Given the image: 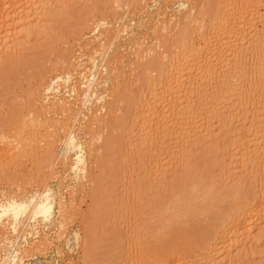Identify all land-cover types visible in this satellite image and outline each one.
<instances>
[{"label": "rangeland", "instance_id": "rangeland-1", "mask_svg": "<svg viewBox=\"0 0 264 264\" xmlns=\"http://www.w3.org/2000/svg\"><path fill=\"white\" fill-rule=\"evenodd\" d=\"M111 1L112 0H73L68 2L70 8H67L70 10H66V12H64L60 6L63 4L59 3L56 4V6H54V4V8L52 9V12H54H51V16L48 17L49 19H46V21H48L45 27L52 22L50 27H47L48 30L44 31H47L46 33L48 34H44L45 37L42 34H36V40L35 37L29 39L28 45L25 44V51L27 49L26 53L21 50V53L15 55L18 58L12 59L14 61L16 60L15 62L9 60L7 63L5 62L6 64L3 63L2 65L0 63V135L2 138L5 136L4 138L6 139L7 136L8 138L12 136V138H9L10 141L8 139V141H3L0 136V202L3 204L8 201L9 198L10 200L11 198H15L16 200H29L35 198L38 194V196L43 195L42 192H45L47 189L50 191L52 190L50 192L51 198L54 196L56 200H51L55 206L58 205L57 207L54 206L51 214L52 220L50 218L46 220L48 223L46 221L44 223V218L41 219V217L37 218L38 220L36 219L35 222L31 219L29 221L30 215L26 216V218H21V223L19 222L21 230L26 222L22 236L19 235L21 233L20 229L18 230L19 234L13 233L12 230L10 231V224L13 222L10 221L12 220L11 217V219L5 217L4 219L6 221L3 219V223H0L1 226L4 224L6 225L7 222H9L8 224L10 226L7 224L8 229L5 230V234L2 229H0V264H2L3 259L5 260L6 258H8L6 259V264H16L14 261H16L17 264H127L131 262V259L137 260L141 254L145 256L154 250L155 239L152 234L153 229L156 227V219L163 211L171 206V201L174 197L187 193L194 185H200L203 188L213 186L217 193L222 194L221 192H225V195L238 190L237 192L241 193L239 195L240 197H251L254 194L264 196V160L262 163L255 165L256 170H254L253 173L247 169L254 165H250L251 161L245 164L246 162L241 157L244 151L247 149L253 151L255 147L259 145L258 143L260 142L257 139L260 138V135L258 136V134L264 131V110L262 111L264 108V87H262V85L264 86V75L262 74V67H264V0H138V2H140L138 5L133 4V2L136 3L137 0L133 2L131 0L130 2L135 6L132 5V7H129L128 3H125L127 4V6H124L125 8L117 6L118 9ZM8 6L6 5L5 8H8ZM254 6L258 7L255 8ZM240 11H245L246 15L244 17L250 22V24L249 22L247 23L250 26L247 25L248 27L246 28L248 29L245 28L246 30L242 31L227 29L229 31V33L227 32L228 36L222 39H228L225 41L227 44L230 37L231 40H233L234 36H237L238 38L235 39H239L241 50L248 52V54H246L247 56L242 53L240 57L243 58L244 56L245 60H247L244 61V58L240 59L239 57L243 63L239 62L240 60L238 59V62L235 60L237 62L235 65L233 64L235 61L231 62L234 68L230 72L232 75H230L231 78L229 74L227 75V78H229L228 80H230L228 81L229 84L225 85L227 82H225V84L223 82L224 85L221 84L222 81H220V76L219 81H215L216 79L213 78L212 81L214 82L204 83L202 88L203 95L201 94L202 97L199 96V98L201 97V99L205 101H199V99L192 94L193 103L200 102L199 104L204 106V108L207 104L205 102H208L207 106L209 104H215V102L211 101H216V105L219 106L222 101H219L221 99V94L224 98L226 97V102L223 101L221 107H217L218 112L221 109L220 113L216 111V114H213V116L211 114L207 118L204 110L195 112L197 114L194 115L196 118L192 121L195 122L192 123V126L194 125L193 127H196V129L198 128V131L195 130L196 132H201L198 138L199 142L195 140L196 142L194 141V143H192V139L188 140V143L179 142V140H181V134L177 129L180 126L176 124L177 127L175 128V124L172 123L175 119L172 120L173 118H170V113L174 110V107L172 110L171 108L168 109L169 106H167L166 103L168 96L166 97L163 95L159 96L157 100L154 99V96H158L159 93H161L162 85H164L167 80L170 81V79H172L170 77L173 76V74L169 75V73L172 72L164 71V65L170 61H181L182 65H184L182 69L186 71L185 67L194 63L196 66L193 65L194 70L191 71L194 73L196 67H198L197 72L199 73L204 66V63L200 64L202 59L199 60V54L196 55L198 52L195 53V51H197L196 45L200 44L204 39L202 37L201 41L199 38L202 34H199V32H201L200 28L202 25H208V29L211 24L212 26L214 25L215 28L217 26V30L212 28V31L214 30L213 33L216 34V41L220 38L218 34L222 31L221 28H225L221 22L223 18L220 17L226 13L229 15V18L231 17V20L234 19L235 21ZM62 13L64 14L61 15ZM56 18H59V22L55 20ZM96 18L105 19L107 25L101 27L98 30L99 32H91L92 29H88L91 28L88 26H92V24H90L92 23L91 20ZM215 21H218L217 23L220 26L217 25ZM0 26H2V23ZM114 28L116 30L121 29V31H123L124 28L123 32L125 33L120 32L123 34H120L115 41L110 43L108 40L109 38L111 39L113 33H115L116 30H114ZM205 29L208 31L206 27ZM3 30V28L2 30L0 29V43L1 40L5 38V31ZM209 31L211 32V29ZM214 34H212L213 36L210 35L212 37L210 38L212 42L214 41ZM101 35L105 36L103 37ZM184 38L186 39L183 43ZM223 41L224 40L219 43L220 46L222 45V49H219L220 46L218 45V48H216L217 50L215 49V53L214 51H207V57H210L208 60L216 59V64H218L224 61V59H222L223 53L225 58L231 55V52H227L228 48L225 49V47H223L225 45L221 43ZM88 44L90 46L86 47ZM101 44L106 48H104L103 45L101 47ZM188 44L191 45L189 46ZM181 45H183V47ZM137 47L141 48L138 49V52L136 51ZM177 47L179 49H177ZM140 50H142L141 53H139ZM191 50H194V52ZM189 54L192 56H188ZM214 54L216 57L213 56ZM177 55L178 58H176ZM183 55H186V57ZM179 58L182 59L176 60ZM196 58H198L199 64H197L198 62L196 63ZM218 58H221L222 61ZM116 60H119V63ZM238 63L241 65L238 66ZM62 69L63 71L58 73ZM187 72L188 71L184 74ZM197 72L194 74L192 73L191 76L196 75L195 77H197ZM93 73L97 76L96 85H92L94 88L90 85V87L86 86L88 84L87 80H89ZM82 75H84V77ZM240 75H242V77ZM237 77H241L239 81ZM50 78L53 81H51ZM61 78H63V80ZM46 81L48 83H46ZM42 84H49L53 86V89L56 88L57 90L54 89L56 90L55 92L52 90L53 92L46 93V91L41 90ZM157 85L158 87H153ZM249 88H251V90H249ZM253 88H255V92L254 90L252 92ZM36 89H39V93ZM85 89L88 92L90 91L88 95L91 98L87 97L84 99L82 95L87 92ZM40 91L42 93H40ZM32 92L34 96H30L33 95ZM56 93H58V95ZM182 93L183 95L175 96L183 100V98L189 94V92L184 91ZM209 94H211V97ZM177 97H175V100L173 99L174 102L178 100ZM59 98L60 104L58 102ZM218 98L220 99L218 100ZM33 99L36 100L34 101ZM207 99L209 100L207 101ZM144 100H150L152 106L157 104L158 107L156 106L157 108L155 109L156 114H148L143 103L145 102ZM68 101L70 102L68 103ZM88 101L91 103H88ZM62 104L67 106H63ZM224 104L227 105V109L224 108ZM42 106L44 109L42 108L41 110L40 107ZM102 106L103 109H100ZM164 106L167 107V109L164 108ZM222 106L224 108V114L226 115L223 114ZM64 107H68V110L71 109L69 110L70 112H66L67 110ZM31 108L33 111H31ZM50 108L52 110H50ZM156 110L159 113L156 112ZM162 110L163 112L166 111L168 113H166L167 115H170V119L167 118L166 120H168L169 125L173 124L172 129L163 134L161 136L162 138H158L160 142L156 140L154 143L145 144L146 146H142V149L139 148V146H141L140 144H142L140 142L146 139V133H143L142 136L138 135L137 131L138 128H140L139 123L141 122V125L144 123L142 126H146L147 122L144 119H156L161 114ZM78 111L80 114L77 113ZM143 112L146 113V115ZM22 114L25 116L28 115L25 117ZM135 115L139 116L136 118ZM21 116H24L22 117L25 119H22L24 122L21 121ZM228 116L231 119L234 118V123L229 121L230 119ZM173 117L176 118V116ZM140 118L143 119L141 120ZM32 119H36V122L39 123L35 124L36 122H34L33 126ZM159 120L156 119L154 122ZM89 121H92L93 124ZM136 121H139L138 125H136ZM169 121H171V123ZM225 123H227V125L230 124V126L226 125L229 128H225ZM134 125L136 127H134ZM202 125H204V128ZM206 127L209 130H206ZM17 130V137L21 135L18 137L19 139L15 136ZM175 130L177 134L174 135V133H176ZM136 132L138 137L135 135ZM132 133L134 135H132ZM209 134H211V137H209ZM10 143L14 144L11 145ZM18 143L21 144L22 147L17 146L16 144ZM72 143L75 145V148ZM155 143L156 145H154ZM181 143L182 145L186 143L188 146L190 145V147L195 146L193 147L195 151L189 154L191 155V157H189L190 159L188 158L189 161L181 148ZM239 143L242 144L239 145ZM80 145L82 147H80ZM130 145L133 149L131 148V150H128V146ZM135 145L137 146L135 147ZM16 146L20 148V150H18ZM143 147L145 148L143 149ZM67 148L69 149L67 150ZM80 149H83L88 157V176H90L88 179L82 177L84 176L82 174L78 175V173L75 174L74 171L71 172L72 169L69 166L72 162H75L81 157L82 153ZM65 150H67V152ZM15 151H17L19 155H16L17 152ZM72 154H75V156ZM42 155L44 156L42 157ZM66 156L69 157H67V161L65 160ZM71 156L72 161L69 162ZM235 156H238L239 159ZM185 157L186 160L183 159ZM62 158H64V160ZM235 158H237V162ZM232 160L234 163L236 162V164H233ZM65 161L68 162L66 166H64L66 164ZM150 161L154 164L152 165ZM161 162L163 165L165 164L164 167L167 165L169 167V165H171L170 167L174 168H172V170L166 167L168 172L166 178L164 181L161 180L162 182L159 186L155 187L158 189L157 193L153 191L155 188H153V192H151L152 187L149 184V179L150 176L153 175L152 173H154L155 168L158 170L157 168L163 166H160ZM176 163L178 166L180 165L179 168H177L178 166ZM243 164L246 166L244 167ZM181 166H183V168H181ZM184 166H186V170ZM236 175L242 178V186L239 185V183L234 186L231 184L233 182H230V185H232L234 189L232 186V189H229V181H233L230 180L231 177L232 179L238 178ZM51 178L53 179L51 180ZM43 181L46 183L44 187H42V185H44L42 183ZM226 183L228 184V189L225 186ZM84 185L85 187H83ZM152 186L154 187V185ZM229 200L226 202L232 205V199ZM61 204L64 205L61 206ZM225 205L227 204L224 203V206ZM60 206L63 207V209L64 206H66L65 209L70 211L69 213H65L66 215L63 213V216H66L68 220L66 217L63 219V216L59 215ZM69 214L71 216H69ZM261 215H263V213ZM257 217L252 218L255 219L254 221L250 219L252 222L248 219V229L251 230L250 226H252L255 221L257 222L259 220L260 217ZM62 219L65 221H62ZM261 219L263 221L261 220L258 222L260 227L259 230L264 228V217ZM63 222L66 225H64ZM33 223H35V226L37 225L34 228ZM62 225L66 227L65 230L62 229ZM229 229H233V232L227 230V232L225 231L224 233L226 234L225 236L224 234L221 235L222 237L220 236V242L224 241L221 245L219 238L216 241L217 243L214 242V247H212L213 245H206L204 246L205 251L203 253L201 251L200 254H195L196 252L194 251L199 250V245L196 244L191 249L194 253L190 254V257H186L187 260L181 259L180 261H176L175 259L171 264H211V261L209 262L207 260V258L210 257L207 254L209 252H214L215 254V252L218 251L217 248H222V245L227 241L228 242L223 248H220L221 254L217 252L219 264H264V235L261 237V232L256 231L258 230L256 228L255 231L254 229L251 231L247 229L245 232L246 237L244 236V238L239 241L238 246H234L235 235V239H237V227H231ZM62 230L65 232H62ZM232 234H235L234 237ZM228 235L230 238H228ZM80 236L82 237L80 238ZM255 236L258 242L256 244H252L253 242L250 243L252 240L251 237ZM40 241H45L47 244L45 242L46 245L43 243L41 244ZM39 244L38 250L37 245ZM215 246H218L216 247L217 251L214 249ZM32 248L35 250H32ZM18 249L19 251L21 249L22 253L20 252L17 261L14 257ZM29 250L30 253L27 255L26 251ZM60 254H63V256ZM25 255L29 258L27 256L24 257ZM8 260H12V262Z\"/></svg>", "mask_w": 264, "mask_h": 264}, {"label": "bare ground", "instance_id": "bare-ground-1", "mask_svg": "<svg viewBox=\"0 0 264 264\" xmlns=\"http://www.w3.org/2000/svg\"><path fill=\"white\" fill-rule=\"evenodd\" d=\"M71 1H73V0H0V22L2 23V26H0V29L2 30V28L4 29L3 31H5V33H4V40H1V43H0V63L3 65V63H7V61H14V60H12V59H14V58H18L17 56H15V55H18V53H21L22 51L21 50H23V52H25L26 53V51H27V49H26V51H25V44H27L28 42H29V39H31V38H33V37H35V40H36V34H42L43 36H44V34H48V33H46V32H44L45 30H48L47 29V27H50V25L52 24V22L50 23V25H48V26H46L45 27V25H46V22L48 21H46V19L48 18V17H50L51 16V12H52V9L54 8L53 7V5L54 6H56V4H63V5H60L61 7H62V9H63V11L64 12H66V10H70L69 8V5L70 4H68V2H71ZM131 0H112L111 2L112 3H114V6L115 7H119V6H122L121 8H125L124 6H127V4H125V3H128V5H129V7H132V5L133 4H137L138 5V3L140 4V2H138V0L136 1V3L135 2H133L134 0H132V2H133V4L130 2ZM8 2V3H7ZM143 2V1H142ZM141 2V3H142ZM123 3H124V5H123ZM170 3V2H169ZM183 3V2H182ZM8 4H9V6H8ZM21 4V5H20ZM6 5L8 6V8H5L6 7ZM20 7H19V6ZM113 5V4H112ZM131 5V6H130ZM183 5V4H182ZM59 6V5H58ZM133 6H135V5H133ZM181 6V5H180ZM184 6V5H183ZM60 7V8H61ZM67 7H69V8H67ZM114 7V8H115ZM118 7H117V9H118ZM255 8H257L256 6H254ZM5 8V9H4ZM127 8V7H126ZM134 8V7H133ZM61 9V10H62ZM129 9V8H128ZM56 10V9H55ZM133 10V9H132ZM56 11H58V10H56ZM126 11H127V9H126ZM54 12V11H53ZM52 12V13H53ZM60 12H62V11H60ZM239 14H238V17H237V20H235L234 21V19L233 20H231L230 18H229V15L228 14H224L222 17H220V18H223L222 20L221 19H219V20H221V22L223 23V27H225V28H221V30L223 31H220L219 32V30H220V28H219V30H218V32H219V34H218V32H217V34L219 35V37L220 38H218L216 41H215V39H216V34H214L213 33V31L216 29L217 30V26H216V28H215V26L213 25L212 26V24H211V26H210V28L208 29V27L207 26H204V25H202V27L201 26H198V27H201L200 28V30H201V32H199V34L200 33H202L201 34V37H199L200 39L203 37L204 39H203V41H202V39H201V43L200 44H198V45H196L197 46V48H196V50L197 51H195V53L196 52H198V53H196V55H198L199 54V57L198 58H200L199 60H201L202 59V61H201V63L200 62H198V58H196L195 59V61H196V63L197 64H203L204 63V66L202 67V69H201V71L198 73L197 72V69H198V67H196V70H195V72L194 73H196L197 72V77H195V76H191V74L193 73L192 71L194 70V66L193 65H195L194 63H191V65H188L187 67H185L186 68V71H188L186 74H184L186 71H185V69H182V67L184 66V65H182V63H181V61H175V62H169V63H166L164 66V71L166 70V71H170V72H172V73H169V75L170 74H173V76L172 77H170V78H172V79H170V81L169 80H167L165 83H164V85H162V88H161V93H159V95L158 94H156V95H158V96H154V99H156L157 100V98L159 97V96H168V99L166 98V97H164V98H166L167 99V106H169L168 107V109L169 108H171V110L173 109V107H174V110H172L171 111V116L170 115H167L168 113L165 111V112H163V110H162V112H161V114L156 118L157 120H159V121H155L154 122V120H156V119H153V120H148V118L147 119H144V120H146V122H147V124H146V126L144 127V126H142L141 125V122L139 123V127L140 128H138V135H143V133H146L145 135H146V139L143 141V142H140V143H142V144H140L141 146H139V148H141L142 149V146H144L145 144H148V143H154L156 140L157 141H159L160 142V139H158L159 137H161L163 134H165L166 132H168V131H170L171 129H172V125L173 124H170L169 125V123H168V120H166L167 118H169V116H170V118L172 119V120H174V122H172V123H174L175 124V128L177 127L176 126V124L178 125V126H180V127H178V129H177V131H180V136H181V140H179V142H186V143H188V140H191L192 139V143H194V141L195 140H198V142H199V134L201 135V132L199 133V132H196L195 130H197L196 129V127H193L192 126V123H195V122H192V121H194L195 120V114H197V113H195L196 111H203L204 110V112H206V118L207 117H209V115H211L212 114V116H213V114H216V111H217V113H220V110H219V112H218V108L217 107H221V103H223V101L224 102H226L225 101V99H226V97L224 98V96L221 94V99L220 98H218V100L219 101H221L220 102V105L219 106H217L216 105V101H211V102H215V104H209L208 106H210V107H208L207 106V104H208V102H205V103H207L206 104V106H205V108H204V106H202L201 104H199L200 102H195V103H193V98H192V94L193 95H195L198 99H199V101H202L203 99H201V94L203 95V91H202V88H203V86H204V83L205 84H207L206 82H214V81H212L213 80V78L214 79H216L215 81H219V76H220V81H222V83L221 84H223V82H224V84H225V82H227L225 85H227V84H229V82L228 81H230V80H228L229 78H227V75L229 74V76L231 75L230 74V72H231V70H233V66H232V63L231 62H233V61H235V60H240V59H243L244 58V61H246L245 60V57L243 56V55H246V54H248V52H246V51H243V50H241V47H240V44H239V39H235V38H238L237 36H234V38H233V40H231V37H230V42L228 41V43L226 44L225 43V41H227V40H225V39H222L223 37L225 38L226 36H228V34H227V32L229 33V31L228 30H240V31H242V30H246V29H248V28H246V27H248L247 25H249L250 24V22L249 21H247V19H245V11H240V12H238ZM247 13V12H246ZM50 14V15H49ZM55 14L57 15V13L55 12ZM54 14V15H55ZM64 13H62L61 15H63ZM49 15V16H48ZM59 15H60V13H59ZM108 15V14H107ZM225 15H228V16H225ZM240 15V16H239ZM130 16V15H129ZM162 16H163V14H162ZM225 16V17H224ZM106 17V16H105ZM109 18V17H108ZM219 18V17H218ZM49 19V18H48ZM241 21H239V20ZM53 20V19H52ZM55 20H59V18L57 19H55ZM54 20V21H55ZM108 20V19H107ZM144 20V19H143ZM216 20V19H215ZM218 20V19H217ZM149 21V20H148ZM214 21V20H213ZM59 22V21H58ZM91 22L92 23H90V24H92V26H88V27H91V28H88V29H92V31L91 32H95V31H98L101 27H103V26H105V25H107V21L105 20V19H100V18H96V19H94V20H91ZM185 22V21H184ZM216 22V21H215ZM218 22V21H217ZM216 22V23H217ZM220 22V21H219ZM249 22V24H247ZM1 23H0V25H1ZM124 23V22H123ZM200 23V22H199ZM198 23V24H199ZM201 23H204V22H201ZM215 23V24H216ZM222 23H220V24H222ZM58 24V23H57ZM60 24V23H59ZM217 25H219L218 23H217ZM56 26V25H55ZM156 26H158V25H156ZM220 26V25H219ZM250 26V25H249ZM110 27H111V25H110ZM125 27V26H124ZM161 27H162V25H161ZM205 27L208 29V31H206V29H205ZM149 28V27H148ZM155 28V27H154ZM212 28L214 29L213 31H212ZM246 28V29H245ZM53 29V28H52ZM87 29V30H88ZM105 29V28H104ZM104 29H102V30H104ZM118 29V28H117ZM162 29V28H161ZM211 29V32L209 31ZM225 31H224V30ZM228 29V30H227ZM49 30H50V28H49ZM57 30V29H56ZM55 30V31H56ZM114 30H116L115 28H114ZM167 30V29H166ZM227 30V31H226ZM123 31H124V28H123ZM123 31H121V29L120 30H116L115 31V33H113V36L111 37V39L109 38V42L110 43H112L113 41H115L116 40V38L120 35V34H123V33H125V32H123ZM168 31V30H167ZM52 32V31H51ZM58 32V31H57ZM99 32V31H98ZM106 32V31H105ZM114 32V31H113ZM120 32H123V33H120ZM198 32V31H197ZM233 32V31H232ZM238 32V31H237ZM214 34V41L212 42V39H210V38H212L210 35H212V34ZM215 33H216V31H215ZM98 34V33H97ZM107 34V33H106ZM112 34V33H111ZM39 35H37V36H39ZM107 35H109V34H107ZM218 35H217V37H218ZM101 36H103V35H101ZM105 36V35H104ZM103 36V37H104ZM213 36V35H212ZM45 37V36H44ZM49 37V36H48ZM108 37H110V36H108ZM139 39V38H138ZM186 38H184L183 39V43H184V40H185ZM192 39V38H191ZM235 39V40H234ZM243 39V38H242ZM119 40V39H118ZM135 40V39H134ZM133 40V41H134ZM145 40V39H144ZM187 40H188V38H187ZM222 40H224L223 42H221V43H224L225 45L223 46V47H225V49H227L228 48V50H227V52L229 51V52H231V55H229V57L230 56H232L231 58H229V57H227V58H225L224 57V53H223V56H222V59H224V61H222V59L221 58H218V59H220V61H222V62H220L219 60V62L220 63H218V64H216L217 63V60L215 59V60H208V59H210V57H207V55L208 54H206L207 53V51L209 52V51H214V53H215V49L216 48H218V45L220 46V41H222ZM245 40V39H244ZM243 40V41H244ZM91 41V40H90ZM94 41V40H93ZM199 41V40H198ZM105 42H107V41H105ZM105 42H103V43H105ZM108 42V43H109ZM128 42H130V41H128ZM144 43V42H143ZM179 43V42H178ZM177 43V44H178ZM181 43H182V41H181ZM192 43V42H191ZM90 44V43H89ZM86 45V47L87 46H90V45ZM93 44V43H92ZM91 44V45H92ZM176 44V45H177ZM250 44V43H249ZM28 45V44H27ZM102 45L103 44H101V47H102ZM176 45H175V47H176ZM189 45V44H188ZM191 45V44H190ZM189 45V46H190ZM226 45H227V47H226ZM109 46V45H108ZM152 46H154V45H152ZM182 47H183V45H181ZM181 46H180V49H181ZM186 46V45H185ZM184 46V47H185ZM188 46V47H189ZM195 46V47H196ZM222 46V45H221ZM219 47V49H222V47ZM83 47V46H82ZM85 47V48H86ZM103 47H104V45H103ZM141 47H142V45H141ZM239 47H240V49H239ZM27 48V47H26ZM104 48H106V47H104ZM128 48V47H127ZM134 48V47H133ZM190 48V47H189ZM192 48V47H191ZM96 49H97V47H96ZM108 49H109V47H108ZM138 49H141V48H139V47H137V52H138ZM150 49H151V47H150ZM177 49H179L178 47H177ZM195 49V48H194ZM224 49V50H225ZM104 50V49H103ZM146 50V49H145ZM176 50V49H175ZM184 50V49H183ZM217 50V49H216ZM240 50V51H239ZM29 51V50H28ZM114 51V50H113ZM141 51L142 50H140L139 51V53H141ZM177 51H179V50H177ZM191 51H193L194 52V50H191ZM190 51V52H191ZM219 51H221V50H219ZM97 52H98V50H97ZM102 52V51H101ZM176 52V51H175ZM184 52H186V51H184ZM217 52V51H216ZM227 52H226V54H227ZM228 52V53H229ZM143 53V52H142ZM176 53H178V52H176ZM243 53V58H241L240 56H241V54ZM97 54V53H96ZM100 54V53H99ZM186 54V53H185ZM193 54V53H192ZM217 54V53H216ZM225 54V55H226ZM93 55V54H92ZM95 55V54H94ZM180 55V54H179ZM191 54H189L188 56H190ZM222 55V54H221ZM183 56H185L186 57V55H183ZM182 56V57H183ZM192 56V55H191ZM214 57H216L215 56V54L213 55ZM247 56V55H246ZM249 56V55H248ZM21 57H24V56H21ZM113 57V56H112ZM138 57H140V56H138ZM194 57V56H193ZM213 57V58H214ZM239 57H240V59H239ZM92 58V57H91ZM123 58V57H122ZM174 58V57H173ZM176 58H178V55H177V57ZM190 58V57H189ZM195 58V57H194ZM248 58V57H247ZM19 59H21V58H19ZM18 59V60H19ZM165 59V58H164ZM163 59V60H164ZM182 59V58H181ZM180 58L179 59H176V60H181ZM192 59V58H191ZM162 60V59H161ZM167 60V59H166ZM172 60V59H171ZM189 60V59H188ZM187 60V61H188ZM238 60H237V62H238ZM16 61V60H15ZM14 61V62H15ZM76 61V60H75ZM117 61V60H116ZM119 61V60H118ZM117 61V62H118ZM183 61V60H182ZM184 61H186V60H184ZM193 61V60H192ZM195 61H193V62H195ZM115 62V61H114ZM138 62V61H137ZM140 62V61H139ZM165 62H167V61H165ZM181 63V65H180V63ZM236 61L235 62H233V64L235 65L236 63H237ZM239 62H241V60L239 61ZM5 63V64H6ZM119 63V62H118ZM164 63V62H163ZM163 63H162V65H163ZM188 63V62H187ZM241 63H243V61L241 62ZM99 64V63H98ZM105 64V63H104ZM115 64V63H114ZM126 64V63H125ZM137 64V63H136ZM188 64H190V63H188ZM264 64V63H263ZM70 65V64H69ZM116 65V64H115ZM241 64L240 63H238V66H240ZM114 66V65H113ZM196 66V65H195ZM197 66H199V65H197ZM237 66V65H236ZM262 66V65H261ZM264 66V65H263ZM85 67V66H84ZM99 67V66H98ZM102 67V66H101ZM106 67V66H105ZM67 68V67H66ZM103 68V67H102ZM108 68V67H107ZM200 68V67H199ZM237 68V67H236ZM263 68V70H262V74L264 75V67H262ZM68 69H69V66H68ZM106 69V68H105ZM64 70H66V69H64ZM81 70V69H80ZM122 70V69H121ZM185 72H184V71ZM192 70V71H191ZM236 70H238V69H236ZM244 70V69H243ZM61 71H63V69L62 70H60L58 73H61ZM113 71V70H112ZM57 72V71H56ZM66 72V71H65ZM103 72V71H102ZM190 72H192V73H190ZM260 72V71H259ZM70 73H72V72H70ZM78 73V72H77ZM94 73H95V71H94ZM92 74L91 76H90V78H89V76H88V78H89V80H87L88 81V84L86 85V86H92V85H94L96 82H97V76L95 75V74ZM119 73V72H118ZM193 73V74H194ZM218 73H219V75H218ZM65 74V73H64ZM68 74H69V72H68ZM167 74V73H166ZM235 74V73H234ZM260 74H261V72H260ZM259 74V75H260ZM70 75V74H69ZM119 75V74H118ZM165 75V74H164ZM65 76H66V74H65ZM64 76V77H65ZM71 76V75H70ZM73 76V75H72ZM75 76V75H74ZM83 77H84V75H82ZM168 76V75H167ZM232 76V75H231ZM231 76H230V78H231ZM241 77H242V75H240ZM166 77V76H165ZM241 77H239V78H241ZM261 77H262V75H261ZM167 78V77H166ZM238 78V77H237ZM238 78V81L240 80ZM51 79V78H50ZM62 80H63V78H61ZM72 79V78H71ZM120 79V78H119ZM165 79V78H164ZM169 79V78H168ZM236 79V78H235ZM234 79V80H235ZM262 79H263V77H262ZM62 80H60V81H62ZM101 80V79H100ZM162 80V79H161ZM173 80V81H172ZM233 80V79H232ZM51 81H53L52 79H51ZM60 81H59V83H60ZM86 81V82H87ZM171 81H172V83H171ZM262 81V80H261ZM66 82V81H65ZM259 82H260V80H259ZM46 83H48L47 81H46ZM59 83H58V85H59ZM62 83V82H61ZM64 83V82H63ZM160 83V82H159ZM264 83V82H263ZM67 84V83H66ZM223 84V85H224ZM83 85L85 86V84L83 83ZM96 85V84H95ZM161 85V84H160ZM174 85V86H173ZM210 85V84H209ZM78 86V85H77ZM81 86H82V84H81ZM80 86V87H81ZM85 86V87H86ZM89 86V87H90ZM153 87H158V85L157 86H153ZM253 87V86H252ZM262 87H264L263 85H262ZM38 88H40V87H38ZM92 88H94L93 86H92ZM150 88V87H149ZM184 88V89H183ZM54 89H56V88H54ZM53 89V86H51V85H49V84H47V85H44V84H42L41 85V90L42 91H46V93H48V92H50L51 93V91L52 90H54ZM96 89V88H95ZM259 89V88H258ZM39 89H36V91H38ZM57 90V89H56ZM56 90H54V92L56 91ZM86 90V89H85ZM89 90H90V88H89ZM94 90V89H93ZM92 90V91H93ZM118 90V89H117ZM149 90H151V89H149ZM154 90V89H153ZM152 90V91H153ZM158 90H159V88H158ZM249 90H251V88H249ZM253 90H254V92H255V88H253L252 89V92H253ZM72 91H74V90H72ZM84 91V90H83ZM87 91V90H86ZM151 91V92H152ZM189 92V94H190V96H189V94H188V96L186 95V97L185 98H183V100L182 99H178L179 97H177V96H180L181 94L183 95V93L182 92ZM34 92H35V90H34ZM53 92V91H52ZM90 92V91H89ZM88 91L87 92H85L82 96H84V99H86L87 97H89V95H88V93H89ZM150 92V91H149ZM156 92V91H155ZM159 92H160V90H159ZM222 92V91H221ZM247 92V91H246ZM249 92V91H248ZM33 93V92H32ZM38 93H39V91H38ZM40 93H42L41 91H40ZM49 93V94H50ZM74 93V92H73ZM94 93H96V92H94ZM154 93V92H153ZM225 93V92H224ZM250 93V92H249ZM57 95H58V93H56ZM72 94V93H71ZM144 94V93H143ZM142 94V95H143ZM150 94H152V93H150ZM36 95V94H35ZM45 95V94H44ZM51 95V94H50ZM75 95V94H74ZM146 95V94H145ZM144 95V96H145ZM149 95V94H148ZM175 95H177V96H175ZM205 95V94H204ZM210 95V97H211V94H209ZM227 95V94H226ZM30 96H34V93H33V95H30ZM39 96V95H38ZM43 96V95H42ZM46 96V95H45ZM55 96V95H54ZM96 96H98V95H96ZM103 96V95H102ZM194 96V97H195ZM199 96H201L200 98H199ZM205 96H207V95H205ZM213 96V95H212ZM220 96V95H219ZM249 96V95H248ZM253 96V95H252ZM263 96V95H262ZM37 97V96H36ZM56 97V96H55ZM149 97H151V96H149ZM149 97H148V99H149ZM175 97H177V99L178 100H176L175 102L173 101V99L175 100L176 98ZM250 97V96H249ZM82 98V97H81ZM89 98H91V97H89ZM141 98V97H140ZM147 98V97H146ZM153 98V97H152ZM57 99V98H56ZM80 99V98H79ZM101 99V98H100ZM151 99V98H150ZM201 99V100H200ZM217 99V98H216ZM264 99V98H263ZM34 100V99H33ZM36 100V99H35ZM34 100V101H35ZM39 100V99H38ZM50 100V99H49ZM52 100H53V98H52ZM62 100V99H61ZM74 100V99H73ZM88 100V99H87ZM97 100V99H96ZM209 99H207V101H208ZM210 100H212V99H210ZM215 100V99H214ZM217 100V101H218ZM79 101H81V100H79ZM85 101V100H84ZM84 101H82V102H84ZM90 101V100H89ZM88 101V103H91V102H89ZM98 101H99V99H98ZM102 101V100H101ZM145 101V100H144ZM155 101V100H154ZM153 101V102H154ZM163 101V100H162ZM166 101V100H165ZM203 101H205V100H203ZM202 101V102H203ZM218 101V102H219ZM32 102V101H31ZM58 102H59V104L61 103L60 102V98H59V100H58ZM57 102V103H58ZM63 102V101H62ZM65 102H66V100H65ZM70 101H68V103H69ZM82 102H80V103H82ZM156 102V101H155ZM217 102V103H218ZM37 103V102H36ZM101 103V102H100ZM144 103V105H145V109H146V111H148V114L150 113V115H153L154 113H155V109L158 107L157 106V104H155L154 106H152L151 104H150V100L149 101H145V102H143ZM150 104V105H147V104ZM157 103V102H156ZM165 103V102H164ZM40 104V103H39ZM42 104V103H41ZM50 104V103H49ZM79 104V103H78ZM219 104V103H218ZM55 105V104H54ZM63 105V104H62ZM62 105H61V108H62ZM89 105V104H88ZM165 105V104H164ZM244 105H245V103H244ZM44 106V105H43ZM43 106L42 107H40V109L42 110V108H43ZM51 106V105H50ZM56 106V105H55ZM59 106V105H58ZM63 106H67V105H63ZM69 106V105H68ZM84 106V105H83ZM105 106V105H104ZM157 106V107H156ZM162 106V105H161ZM223 106H225L224 108H226L227 109V105H223ZM223 106H222V111H223V114L225 113L224 112V108H223ZM49 107V106H48ZM54 107V106H53ZM219 107V108H220ZM242 107V106H241ZM52 108V107H51ZM50 108V110H52ZM54 108H56V107H54ZM60 108V107H59ZM58 108V109H59ZM65 108V107H64ZM143 108V107H142ZM164 108H166L167 109V107H165L164 106ZM32 109V108H31ZM44 109V108H43ZM67 111L66 112H68L69 110H71V109H69L68 110V107L67 108H65ZM74 109V108H73ZM100 109H103V106H102V108L100 107ZM99 109V110H100ZM161 109V108H160ZM226 109H225V111H226ZM228 109H229V107H228ZM241 109V108H240ZM38 110V109H37ZM48 110V109H47ZM106 110V109H105ZM144 110V109H143ZM142 110V111H143ZM165 110V109H164ZM264 110V108L262 109V111ZM30 111V110H29ZM31 111H33V109L31 110ZM40 111V110H39ZM38 111V112H39ZM46 111V110H45ZM49 111V110H48ZM62 111H63V108H62ZM75 111V110H74ZM104 111V110H103ZM145 111V110H144ZM262 111H261V113H262ZM47 112V111H46ZM45 112V113H46ZM70 112V111H69ZM73 112V111H72ZM96 112V111H95ZM98 112V111H97ZM156 112H158L157 110H156ZM203 112V113H204ZM27 113V112H26ZM77 113H79L80 114V112L78 111ZM144 113V112H143ZM142 113V114H143ZM152 113V114H151ZM159 113V112H158ZM167 113V114H166ZM200 113H202V112H200ZM37 114V113H36ZM71 114V113H70ZM105 114V113H104ZM108 114V113H107ZM145 115H146V113H144ZM156 114V113H155ZM264 114V113H263ZM22 115H24V114H22ZM28 115V114H27ZM26 115V116H27ZM33 115V114H32ZM39 115V114H38ZM99 115V114H98ZM97 115V116H98ZM141 115V114H140ZM224 115H226V114H224ZM25 116V115H24ZM24 116H21V121H23V120H25L24 118H22V117H24ZM25 116V117H26ZM136 116V115H135ZM137 116H139V115H137ZM137 116H136V118H137ZM142 116H144V115H142ZM156 116V115H155ZM168 116V117H167ZM173 116H176V118H174ZM215 116V115H214ZM217 116V115H216ZM219 116V115H218ZM221 116V115H220ZM31 117V116H30ZM29 117V118H30ZM88 117V116H87ZM86 117V118H87ZM151 117V116H150ZM235 117V116H234ZM35 118V117H34ZM93 118V117H92ZM135 118V119H136ZM169 118V119H170ZM204 118V117H203ZM222 118H223V116H222ZM224 118H225V116H224ZM228 118H229V116H228ZM232 118H233V116H232ZM23 119V120H22ZM31 119V118H30ZM57 119V118H56ZM105 119V118H104ZM141 120L143 119V118H140ZM226 119V118H225ZM230 120V122L232 123L234 120V118L233 119H231V118H229ZM137 120V119H136ZM224 120V119H223ZM29 121H31V120H29ZM32 121H33V126H34V122H36L37 120L36 119H32ZM167 121V122H166ZM209 121H211V120H209ZM229 121H228V119H227V122L229 123ZM24 122V121H23ZM67 122H69V121H67ZM90 122V121H89ZM97 122V121H96ZM137 122V121H136ZM139 122V121H138ZM138 122H137V124L136 125H138ZM143 122H145V121H143ZM170 123H171V121H169ZM226 122V121H225ZM32 123V122H31ZM39 123V122H38ZM37 122L35 123V124H38ZM90 123H92V121L90 122ZM134 123V122H133ZM234 123V122H233ZM25 124V123H24ZM67 124V123H66ZM93 124V123H92ZM206 124V123H205ZM261 124H263V123H261ZM260 124V125H261ZM52 125V124H51ZM80 125V124H79ZM133 125V124H132ZM131 125V126H132ZM170 127H169V126ZM211 125V124H210ZM210 125H209V127H210ZM227 125V123H225V126ZM235 125V124H234ZM259 125V124H258ZM264 125V124H263ZM25 126V125H24ZM38 126V125H37ZM55 126V125H54ZM158 126V127H157ZM196 126V125H195ZM204 125H202V127H203ZM227 126H230V124H228ZM225 127V128H229V127ZM232 126V125H231ZM256 126V125H255ZM23 127V126H22ZM39 127H40V125H39ZM64 127H66V126H64ZM81 127V126H80ZM134 127H136L135 125H134ZM138 127V126H137ZM144 127V128H143ZM194 129H193V128ZM212 127V126H211ZM234 127V126H233ZM42 128V127H41ZM204 128V127H203ZM231 128V127H230ZM86 129H87V127H86ZM137 129V128H136ZM200 129V128H199ZM206 130H209V129H207V127H206ZM73 131V130H72ZM91 131V130H90ZM135 131V130H134ZM173 131V130H172ZM171 131V132H172ZM198 131V130H197ZM258 131V130H257ZM13 132H14V130H13ZM92 132V131H91ZM137 132L135 133V135L137 134ZM175 132H176V130H175ZM263 132V133H262ZM261 132V134H258V136L260 135V138H258L257 140H259V142L260 143H258L259 145H257V147H255V149L252 151V150H250V149H247L246 151H244L243 152V155L241 156L242 158H243V160L246 162L245 164H247V162H250L251 161V164L250 165H254L253 167L251 166V167H248V169L247 170H250L251 172H253L254 173V170H256V168H255V165H258V164H260V163H262L263 162V160H264V131H262ZM174 133V132H173ZM179 133V132H178ZM202 133H203V131H202ZM15 136H16V138L17 139H19L18 137H20L21 135H19L18 137H17V134H18V130L15 132ZM54 134V133H53ZM175 134H177V132L176 133H174V135ZM11 135V134H10ZM13 135H14V133H13ZM73 135V134H72ZM104 135V134H103ZM132 135H134L133 133H132ZM211 134H209V137H211L210 136ZM257 135V134H256ZM255 135V136H256ZM1 136V135H0ZM4 136V135H3ZM7 136V135H6ZM137 136V135H136ZM140 136V137H141ZM178 136V135H177ZM254 136V137H255ZM5 137V136H4ZM3 137V138H4ZM90 137V136H89ZM100 137V136H99ZM99 137H96V138H99ZM138 137V136H137ZM179 137V136H178ZM229 137V136H228ZM228 137H226V138H228ZM2 138V136H1V139L4 141H10V139L9 138H12V136L11 137H9L8 138V136H7V139L6 138H4L3 139ZM53 138V137H52ZM72 138V137H71ZM100 138H102V137H100ZM106 138V137H105ZM144 138V137H143ZM162 138V137H161ZM21 139H23V138H21ZM77 139V138H76ZM92 139V138H91ZM103 139V138H102ZM179 139H180V137H179ZM213 139V138H212ZM229 139H230V137H229ZM131 140V139H130ZM133 140V139H132ZM20 141V140H19ZM243 141V140H242ZM246 141V140H245ZM15 142V141H14ZM17 142V141H16ZM88 142V141H87ZM100 142V141H99ZM104 142L106 143V141L104 140ZM131 142V141H130ZM129 142V143H130ZM158 142V143H159ZM196 142V141H195ZM202 142V141H201ZM262 142V143H261ZM42 143V142H41ZM69 143H70V141H69ZM185 143V145L183 146L182 145V143H181V148L183 149V151L185 152L184 154L187 156V160H188V158L189 157H191V155H189V154H192V152H194L195 150H193V147H195V146H191L190 147V145L188 146L187 144ZM9 144V143H8ZM11 144V143H10ZM14 144V143H13ZM13 144H11V145H13ZM19 144V143H18ZM16 144L17 146H21L22 147V145L21 144ZM128 144V143H127ZM136 144V143H135ZM198 144V143H197ZM240 144H242V143H239V145ZM72 145L74 146V148H75V145L72 143ZM91 145V144H90ZM102 145V144H101ZM154 145H156V143L154 144ZM17 146H16V148H17ZM70 146V145H69ZM131 146V145H130ZM130 146H128L129 148H128V150H131V148H132V146L130 147ZM137 145H135V147H136ZM146 146V145H145ZM151 146H152V144H151ZM178 146H179V144H178ZM187 146V147H186ZM80 147H82L81 145H80ZM240 147V146H239ZM24 148H25V146H24ZM71 148V147H70ZM139 148H137V149H139ZM145 147H143V149H144ZM198 148V147H197ZM18 150H20V148H17ZM69 148H67V150H68ZM72 149V148H71ZM133 149V148H132ZM195 149V148H194ZM198 149H200V148H198ZM13 150H15V149H13ZM67 150H65L66 152H67ZM22 151H23V149H22ZM64 151V152H65ZM12 152H14V151H12ZM15 152H17V151H15ZM39 152V151H38ZM69 152H70V150H69ZM80 152L82 153L81 154V157H79L75 162H72L69 166H70V168L72 169L71 170V172L72 171H74V173L75 174H77L78 173V175L79 174H82V175H84V176H82V177H85L86 179H88L90 176H88L89 175V165H88V157H87V154H86V152L85 151H83V149H80ZM88 152H90V151H88ZM26 153V152H25ZM37 153V152H36ZM182 153V152H181ZM12 154H15V153H12ZM69 154V153H68ZM76 154V153H75ZM75 154H72V155H74L75 156ZM183 154V153H182ZM183 154V155H184ZM16 155H19L18 154V152H17V154ZM15 155V156H16ZM23 155V154H22ZM29 155H31V154H29ZM49 155H51V154H49ZM77 155V154H76ZM182 155V156H183ZM194 155V154H193ZM11 156V155H10ZM44 155H42V157H43ZM36 157V156H35ZM62 157H63V155H62ZM67 157L68 156H66V161H67ZM152 157V156H151ZM235 157H237L238 158V156H235ZM6 158H7V155H6ZM13 158V157H12ZM30 158V157H29ZM61 158V157H60ZM69 158V157H68ZM237 158H235V160H236V162H237ZM34 159H36V158H34ZM33 159V160H34ZM39 159V158H38ZM63 160H64V158H62ZM71 159V160H70ZM69 159V162L70 161H72V156H71V158ZM73 159H74V157H73ZM180 159V158H179ZM183 159H185L186 160V157L185 158H183ZM190 159V158H189ZM192 159V158H191ZM239 159V158H238ZM6 160V159H5ZM17 160V159H16ZM41 160V159H40ZM62 160V161H63ZM151 160V159H150ZM234 160V161H235ZM240 160H242V159H240ZM239 160V161H240ZM13 161V160H12ZM65 161V162H66ZM179 161H182V160H179ZM189 161V160H188ZM41 162V161H40ZM151 162V161H150ZM175 162V161H174ZM232 162H233V160H232ZM236 162L234 163L233 162V164H236ZM9 163V162H8ZM42 163H43V161H42ZM67 163L68 162H66V164L64 165V166H66L67 165ZM172 163V162H171ZM183 163V162H182ZM264 163V162H263ZM50 164V163H49ZM53 164V163H52ZM151 164L153 165L154 163H152L151 162ZM150 164V165H151ZM180 164V163H179ZM187 164V163H186ZM238 164V163H237ZM245 164H243L244 165V167L246 166ZM14 165V164H13ZM93 165H95V164H93ZM129 165V164H128ZM151 165V166H152ZM163 164H162V162H161V165L160 166H162ZM172 165H174V164H172ZM176 165L178 166V164L176 163ZM17 166V165H16ZM63 166V165H62ZM165 166V164L162 166V167H159V168H157L158 170H156V168H155V171H156V173H155V171H154V173H152L153 175H151L150 176V181H149V184L151 185V192H155V193H157V188H155L156 186H159L160 185V183L162 182V181H164V179L166 178V174L168 173L167 172V169H166V167H168V165L166 166V167H164ZM171 165H169V167L168 168H171L170 167ZM180 166V165H179ZM179 166L177 167V168H179ZM186 166H188V165H186ZM186 166H184L185 168V170H186ZM1 167V166H0ZM53 167V166H52ZM244 167H241V168H244ZM48 168V167H47ZM67 168H68V166H67ZM92 168V167H91ZM172 168H174V167H172ZM171 168V169H172ZM176 168V169H177ZM181 168H183V166H181ZM3 169V168H2ZM36 169V168H35ZM163 169V170H162ZM166 169V170H165ZM183 169V170H184ZM21 170V169H20ZM37 170V169H36ZM173 170V169H172ZM236 171V170H235ZM241 171V170H240ZM245 171V170H244ZM50 172V171H49ZM173 172V171H172ZM185 172V171H184ZM234 172V171H233ZM27 174V173H26ZM39 174V173H38ZM55 174V173H54ZM73 174V173H72ZM242 174V173H241ZM244 174V173H243ZM25 175V174H24ZM239 175V174H238ZM2 176V175H1ZM5 176V175H4ZM235 176V175H234ZM233 176V177H234ZM237 176V175H236ZM241 176V175H240ZM17 177V176H16ZM15 177V178H16ZM44 177V176H43ZM47 177V176H46ZM51 177H53V176H51ZM72 177H74V176H72ZM71 177V178H72ZM77 177V176H76ZM81 177V176H80ZM81 177V178H82ZM149 177V176H148ZM238 177V176H237ZM14 178V179H15ZM19 178V177H18ZM36 178V177H35ZM45 178V177H44ZM48 178V177H47ZM78 178V177H77ZM236 178V177H235ZM22 179V178H21ZM25 179H27V178H25ZM49 179V178H48ZM53 178H51V180H52ZM76 179V178H75ZM230 179V178H229ZM37 180H39V179H37ZM80 180V179H79ZM81 180H83V179H81ZM162 180V181H161ZM230 180H233V181H229V185H230V182H233V183H231L232 185H238V183H239V185H241L242 186V183H243V180H242V178L241 177H238V178H236V179H232V177H231V179ZM9 181H11V180H9ZM45 181V180H44ZM42 182L44 185H42V187H44L45 186V182ZM87 181V180H86ZM8 182V181H7ZM47 182V181H46ZM242 182V183H241ZM12 183V182H11ZM235 183V184H234ZM241 183V184H240ZM15 184V183H14ZM14 184H13V186H14ZM145 184V183H144ZM255 184V183H254ZM146 185H147V183H146ZM152 185H154V187L152 186ZM232 185H230V187H229V189H232L233 188V186ZM225 186H226V188L228 189V184L226 183L225 184ZM231 186H232V188H231ZM36 187V186H35ZM83 187H85V185L83 186ZM239 187V186H238ZM46 188H48V187H46ZM81 188V187H80ZM153 188H155L154 190H153ZM215 189V187H213V186H208V187H206V188H203L202 186H200V185H194L187 193H183V194H181V195H179V196H177V197H174L173 199H172V201H171V206L167 209V210H165V211H163L160 215H159V217L156 219V227L153 229V234H152V236L154 237V239H155V245H154V250L153 251H151L150 253H148V254H146L145 256L143 255V254H141V256H139L138 257V259L136 260H134V259H131V262H128L127 264H171L172 262H174L175 261V259H176V261H180L181 259L182 260H185L186 259V257H190L191 255L190 254H192V253H194V252H196L195 254H200L201 253V251H202V253L205 251V249H204V246H206V245H213V244H215V243H217L216 241L220 238V236L222 235V234H224L225 233V231L227 232V230L229 231V230H233V229H229V228H233V227H237V239H235L236 238V231L234 230V235H235V238H234V240H235V244H234V246H238L239 245V241H241L243 238H244V236L246 237V235H245V232H246V230L248 229L247 227V224L249 223V222H247L248 221V219H249V221L250 222H252V221H254L255 219H252V218H255V217H257V216H259V217H257V218H259V220L256 222H254L253 223V225L252 226H250L251 227V230L252 229H254V231L256 230V229H258V230H256V231H260L259 233H260V236L261 237H263L262 235H264V228H262L261 230H259L260 229V227H259V224H258V222H260L262 219L261 218H263L264 217V196L263 195H256V194H252L253 196H251V197H240L239 195L241 194L240 192L238 193L237 191H234L233 193H229V194H226L225 195V192L223 193V192H221L222 194H220V193H217L216 192V189ZM49 189H51V188H49ZM234 189V188H233ZM236 189V188H235ZM153 190V191H152ZM239 190H240V188H239ZM52 191V190H51ZM50 190H45V192H42L43 193V195H40V196H36L35 198H32V199H29V200H22V199H13V198H11V200H10V198H9V200L8 201H6L5 203H3V204H1V202H0V223L2 224L3 223V221L5 220L4 218L6 217L7 219H11L12 218V220H10V221H13L10 225H11V228H10V231L12 230V232L13 233H15V234H19L18 232V230L20 229V224H19V222L21 223V221H20V219L21 218H26V216H29L30 215V218H29V221H30V219L31 220H33V222H35L36 221V219L37 218H39V217H41V219L42 218H44V223H45V221L46 220H49L48 218H50L51 219V214H52V212H53V209H54V204H53V202H52V200L53 199H55L54 198V196H52L53 198H51V194H50V192H51ZM17 192V191H16ZM22 192H23V190H22ZM6 193V192H5ZM42 193H40V194H42ZM260 193V192H259ZM53 194V193H52ZM78 194V193H77ZM262 194V193H261ZM264 194V193H263ZM228 195V196H227ZM17 196H19V195H17ZM61 196V195H60ZM37 197H39V198H37ZM31 198V197H30ZM52 199V200H51ZM229 199H232V205L231 204H229L228 202H226L227 200H229ZM56 200V199H55ZM71 200H73V199H71ZM230 201V200H229ZM57 202V201H56ZM65 203V202H64ZM224 203H226L227 205H225L224 206ZM231 203V202H230ZM56 204V203H55ZM64 204H61V206H63ZM70 205V204H69ZM75 205V204H74ZM58 206V205H57ZM57 206H55V207H57ZM59 207V215L60 216H63V213H64V215H66L65 213H69L70 211H68L67 209H65V207L66 206H64V209L66 210H64L63 209V207ZM76 206V205H75ZM75 206H73V207H75ZM230 207V208H229ZM57 209V208H56ZM70 209V208H69ZM54 212H57V211H54ZM79 212V211H78ZM72 213V212H71ZM263 213V215H261ZM9 216V217H8ZM68 216V215H67ZM69 216H71L70 214H69ZM261 216H263V217H261ZM11 217V218H10ZM66 217V216H65ZM65 217L63 216V219H65ZM257 218H256V220H257ZM4 219V220H3ZM62 219V221H65V220H63ZM66 219H67V217H66ZM70 219V218H69ZM198 219V220H197ZM252 221H251V220ZM38 220V219H37ZM52 220V219H51ZM50 220V221H51ZM68 220V219H67ZM73 220V219H72ZM6 221V220H5ZM9 221V220H8ZM55 221V220H54ZM59 221H61V220H59ZM263 221V220H262ZM37 222H39V221H37ZM47 223H48V221H46ZM53 222V221H52ZM9 222H7L6 223V225L4 224V225H2L1 226V224H0V226H1V228L0 229H2V231H3V233L5 232V230H7L8 229V227H7V224H8ZM26 223V222H25ZM25 223H24V225H25ZM31 223V222H30ZM41 223V222H40ZM64 223V222H63ZM35 223H33V225H34ZM43 224V223H42ZM50 224V223H49ZM9 225V224H8ZM9 225V226H10ZM24 225H23V228H22V230H21V233L19 234V235H23V233H24ZM39 225V224H38ZM48 225V224H47ZM51 225V224H50ZM58 225V224H57ZM64 225H66L65 223H64ZM27 226V225H26ZM31 226V225H30ZM37 226V225H36ZM35 225L33 226V228L34 227H36ZM49 226V225H48ZM63 226V225H62ZM262 226V225H261ZM39 227V226H38ZM55 227H56V225H55ZM253 227V228H252ZM30 228V227H29ZM33 228H31V229H33ZM44 228V227H43ZM60 228V227H59ZM65 228L66 227H64L63 226V230H65ZM256 228V229H255ZM38 229V228H37ZM234 229H236V228H234ZM29 230V229H28ZM27 230V231H28ZM62 230V232H65V231H63ZM250 229H248V231H251ZM26 231V232H27ZM33 231V230H32ZM36 231V230H35ZM253 231V232H254ZM61 232V233H62ZM233 232V231H232ZM29 233V232H28ZM5 234V233H4ZM81 234V233H80ZM230 234V233H229ZM246 234H248V233H246ZM29 235V234H28ZM32 235V234H31ZM226 234H224V236H225ZM234 235L232 234V236L234 237ZM16 236V235H15ZM46 236V235H45ZM79 236V235H78ZM259 236V237H260ZM18 237H20V236H18ZM61 237V236H60ZM82 236H80V238H81ZM222 237V236H221ZM258 237V238H259ZM260 237V238H261ZM228 238H230V236L228 235ZM249 238V237H248ZM259 238V239H260ZM18 239V238H17ZM83 239V238H82ZM81 239V240H82ZM233 239V238H232ZM252 239V240H251ZM251 241H250V243L251 242H253L252 244H256L257 242H258V240H257V238H256V236L255 237H251ZM256 239V240H255ZM44 240V239H43ZM137 240V239H136ZM220 240H221V238L219 239V242H220ZM228 240V239H227ZM230 241H232L231 239H229ZM237 240V241H236ZM4 241V240H3ZM42 241V240H41ZM40 241V243L42 244H44V245H46L44 242H41ZM47 241V240H46ZM78 241H80V240H78ZM142 241V240H141ZM229 241V242H230ZM247 241V240H246ZM254 241H256V242H254ZM38 242V241H37ZM47 242H49V241H47ZM215 242V243H214ZM222 242H224V241H222ZM222 242H220V245L222 244ZM228 242V241H227ZM226 242V243H227ZM83 243V242H82ZM138 243H140V242H138ZM225 243V244H226ZM35 244V243H34ZM36 244H38V243H36ZM80 244V243H79ZM199 245L198 247H199V250H197V251H194V252H192L191 251V249L195 246V245ZM224 244V245H225ZM244 244V243H243ZM84 245V244H83ZM218 245V244H217ZM224 245H222V248H223V246ZM251 245V244H250ZM38 247H37V249L39 250V246H40V244L39 245H37ZM233 246V247H234ZM34 247H36V246H34ZM42 247V246H41ZM40 247V248H41ZM138 247V246H137ZM212 247H214V245L212 246ZM216 247H218V246H215V251H217L218 253H220V251H221V249L219 248H217V250H216ZM248 247V246H247ZM19 248V247H18ZM56 248V247H55ZM235 248H238V247H235ZM249 248V247H248ZM36 249V250H37ZM42 249H43V247H42ZM44 249L46 250V248L44 247ZM61 249V248H60ZM141 249V248H140ZM32 250H35V249H33L32 248ZM195 250V249H194ZM237 250V249H236ZM15 251V250H14ZM17 251V252H16ZM15 252H16V254H15V257H14V259H16L17 260V258H19L18 256H20V252H21V249H20V251H19V249L18 250H16ZM42 251V250H41ZM33 252V251H32ZM61 252V251H60ZM207 252V251H206ZM217 252H215V254H214V252H207L208 254V256H210V257H208L207 258V260L211 263V264H219V259H218V253ZM22 253V252H21ZM28 253H30V250L29 251H26V254L28 255ZM36 253H38V252H36ZM41 253V252H40ZM213 253V254H212ZM210 254V255H209ZM221 254V253H220ZM231 254V253H230ZM27 255H25L24 257H26ZM29 255H31V254H29ZM60 255H62L63 256V254H60ZM137 255V254H136ZM206 255V256H207ZM9 256H11V255H9ZM203 256V255H202ZM204 256H205V254H204ZM217 256V257H216ZM230 256V255H229ZM28 257V256H27ZM140 257H141V259H140ZM12 258V257H11ZM29 258V257H28ZM221 258V257H220ZM229 258V257H228ZM6 259H8V258H6ZM4 260L3 259V261H2V264H6V262H7V260ZM10 259V258H9ZM13 259V258H12ZM27 259V258H26ZM179 259V260H178ZM240 259V258H239ZM187 260V259H186ZM8 261H11L12 262V260H8ZM18 261V260H17ZM222 261V260H221ZM225 261V260H224ZM223 261V262H224ZM16 264H17V262L16 261H14ZM208 262V263H209ZM222 262V263H223ZM240 262V261H239ZM236 263V262H235ZM10 264V263H9ZM228 264H230V263H228ZM234 264V263H233ZM239 264V263H238Z\"/></svg>", "mask_w": 264, "mask_h": 264}]
</instances>
